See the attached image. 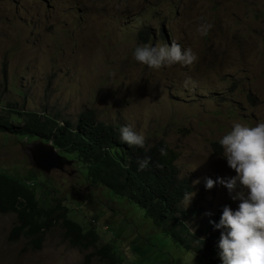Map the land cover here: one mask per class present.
<instances>
[{
    "label": "rangeland",
    "instance_id": "374dc122",
    "mask_svg": "<svg viewBox=\"0 0 264 264\" xmlns=\"http://www.w3.org/2000/svg\"><path fill=\"white\" fill-rule=\"evenodd\" d=\"M172 42L198 61L153 69L134 59L138 45ZM188 77L195 89L184 87ZM0 105L74 123L93 108L100 121L142 133L146 146L163 139L178 154L180 177L193 184L190 204H180L186 226L209 232L210 219L239 204L220 184L205 188V178L236 175L219 140L235 122H264V0H0ZM30 143L0 132V171L34 182L41 204L67 205L125 264H146L139 252L148 251L154 264H209L160 233L138 205L92 185L82 163L37 171ZM16 221V213H0V264H80L92 249L72 247L55 226L41 249L22 252L26 239L9 240Z\"/></svg>",
    "mask_w": 264,
    "mask_h": 264
},
{
    "label": "trees",
    "instance_id": "16d2710c",
    "mask_svg": "<svg viewBox=\"0 0 264 264\" xmlns=\"http://www.w3.org/2000/svg\"><path fill=\"white\" fill-rule=\"evenodd\" d=\"M139 36L146 41L149 31H141ZM0 132L27 138L30 142L52 141L63 156L86 167V178L92 185L103 186L138 205L160 233L169 236L174 244L209 264H223L218 247L220 230L209 223L210 220L218 223L221 215L208 221L209 232H189L188 216L180 209V204L186 192H193V184L190 179L180 177L174 164L178 154L163 139L144 148L129 146L121 140L120 130L100 121L93 108L82 110L74 123L61 121L46 112L0 105ZM161 148L167 150V156H161ZM145 157H151L149 166L138 170V161ZM35 186L30 179L0 171V213H16L17 221L10 230L9 240L26 239L22 252L41 249L46 233L59 226L64 240L72 247L83 251L92 248L80 264H92L94 259L106 264H125L113 244H100L96 227H84L70 217L67 205L59 201L48 206L41 204L42 192ZM207 233V238H199ZM139 253L146 257V264L155 263L156 257L149 251Z\"/></svg>",
    "mask_w": 264,
    "mask_h": 264
},
{
    "label": "clouds",
    "instance_id": "9594fccd",
    "mask_svg": "<svg viewBox=\"0 0 264 264\" xmlns=\"http://www.w3.org/2000/svg\"><path fill=\"white\" fill-rule=\"evenodd\" d=\"M211 28L210 23L201 24L197 31L206 36ZM133 55L137 62L153 69L174 64L193 66L198 61L197 54L191 48L182 49L175 42L170 47L167 44L138 45ZM190 85L191 89H195L196 82L188 77L184 87ZM120 138L129 146L145 147V136L133 131L131 126L120 128ZM219 144L223 149V158L236 175L217 177L215 181L205 178V188L211 189L215 184H220L227 189L233 201H239L235 211L229 206L223 208L218 223L209 221L215 229L224 230L218 244L220 257L223 264H264V122L254 126L235 122ZM160 154L167 156V150L161 148ZM150 160L151 157L139 160L138 170L146 169ZM194 195L191 191L184 194L185 208Z\"/></svg>",
    "mask_w": 264,
    "mask_h": 264
},
{
    "label": "water",
    "instance_id": "95a60500",
    "mask_svg": "<svg viewBox=\"0 0 264 264\" xmlns=\"http://www.w3.org/2000/svg\"><path fill=\"white\" fill-rule=\"evenodd\" d=\"M27 149L35 167L44 173L53 169L65 171V167L73 163V160L67 159L59 152L52 141L34 140Z\"/></svg>",
    "mask_w": 264,
    "mask_h": 264
},
{
    "label": "built area",
    "instance_id": "2783aa9c",
    "mask_svg": "<svg viewBox=\"0 0 264 264\" xmlns=\"http://www.w3.org/2000/svg\"><path fill=\"white\" fill-rule=\"evenodd\" d=\"M31 185H33V183L30 182Z\"/></svg>",
    "mask_w": 264,
    "mask_h": 264
}]
</instances>
